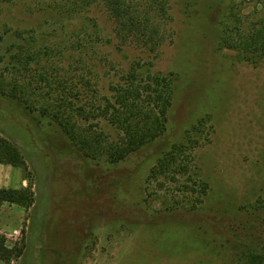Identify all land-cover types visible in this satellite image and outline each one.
<instances>
[{"label":"rangeland","instance_id":"rangeland-1","mask_svg":"<svg viewBox=\"0 0 264 264\" xmlns=\"http://www.w3.org/2000/svg\"><path fill=\"white\" fill-rule=\"evenodd\" d=\"M56 1L1 0L0 57L18 41L17 31L33 35L37 46L66 48L86 19L97 23L104 41L86 59L87 70L76 52L56 55L65 78L80 88L84 76L91 90L109 98L121 72L138 62L175 74L176 93L162 140L118 166L84 159L48 119L17 123L24 140L5 130L12 127L6 122L10 106L20 108L14 102L0 113V128L11 141L0 135V179H9L3 168H13L16 183L4 189L23 192L31 202L0 207V234L9 247L24 250L11 264H247L245 255L259 245L255 236L264 240V56L243 61L217 45L219 22L231 6L262 16L264 0H170L174 34L157 56L131 46L118 49L102 8L67 20L48 8ZM199 119L201 133L188 134L197 143L190 170L205 183L201 195L147 179L160 153L187 140ZM91 122L116 137L105 120ZM29 144L36 147L33 156ZM54 173L64 189L54 183L52 191Z\"/></svg>","mask_w":264,"mask_h":264},{"label":"trees","instance_id":"trees-1","mask_svg":"<svg viewBox=\"0 0 264 264\" xmlns=\"http://www.w3.org/2000/svg\"><path fill=\"white\" fill-rule=\"evenodd\" d=\"M92 7L102 8L106 12L118 49L131 46L157 56L168 39L172 40L174 31L169 25L172 19L170 0H59L48 6L57 17L67 20L83 16ZM83 20V28L71 33L75 36L70 41L71 45L61 49L37 46L33 35L25 37L24 32L17 31L18 41L8 45L0 57V62H4V67L0 69V113L14 102L20 108L10 106V115L6 122H10L12 127L5 130L14 132L24 140L17 134V123L23 121L28 124L26 120L30 118L38 119V123L40 119H48L84 159L118 166L134 154L162 140L168 130L177 77L173 73L153 72L150 66L144 67L133 62L126 72H121L118 81L110 86L109 98H103L96 90H91L90 82L84 76L81 77L79 88L72 79L69 81L64 77V70L53 58H57L58 54L76 52L80 55L77 63H81V69H89L86 59L91 58L90 55L104 38L101 37L95 21L89 23L90 20H87L86 23V19ZM219 26L218 50H235L240 60L253 63L259 62L264 56V15H244L231 6ZM2 39L3 35H0V41ZM93 119L109 123L116 130V137L108 138L101 130L99 122L92 124ZM0 121L5 125L1 114ZM203 124L204 121L197 120L191 131L186 132L187 140L174 143L162 151L151 167L147 179H161L165 183L173 184L175 189L183 188L179 191L185 194L201 195L206 186L190 170L191 152L197 147V143L191 141L190 134H196L197 131L200 134ZM26 127L31 138L28 125ZM5 130L0 128V135L3 137ZM189 132L192 133L188 134ZM35 135L41 136L36 132ZM8 142L11 144L10 140ZM13 146L18 148L14 143ZM31 146L33 145H30L33 156L37 153L36 147L34 145V149ZM11 155L9 151L5 152V156ZM6 164H10V161ZM53 176L49 180L52 191L54 183L56 188L64 189L59 183V175L54 173ZM5 203L24 208L31 205L30 199L23 192L2 188L0 207ZM255 237L260 246L257 245L255 253L249 251L245 259L247 264H264L262 234ZM23 255V248L9 247L6 238L0 234L1 263L11 264Z\"/></svg>","mask_w":264,"mask_h":264},{"label":"crops","instance_id":"crops-1","mask_svg":"<svg viewBox=\"0 0 264 264\" xmlns=\"http://www.w3.org/2000/svg\"><path fill=\"white\" fill-rule=\"evenodd\" d=\"M3 171L9 176V179H4L3 181L0 179V189L1 188H8V187H13V183L15 182L16 178L14 174L13 168L10 167H5L3 168ZM16 183V182H15Z\"/></svg>","mask_w":264,"mask_h":264}]
</instances>
